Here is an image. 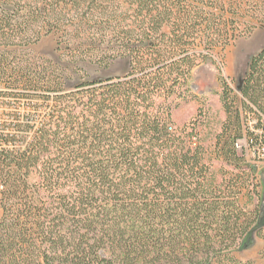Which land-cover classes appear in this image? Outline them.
<instances>
[{
  "label": "trees",
  "instance_id": "1",
  "mask_svg": "<svg viewBox=\"0 0 264 264\" xmlns=\"http://www.w3.org/2000/svg\"><path fill=\"white\" fill-rule=\"evenodd\" d=\"M261 24L264 0H0V264H254L264 48L240 97L220 79L219 111L178 117L193 70ZM67 28L129 71L69 87L16 50Z\"/></svg>",
  "mask_w": 264,
  "mask_h": 264
},
{
  "label": "rangeland",
  "instance_id": "2",
  "mask_svg": "<svg viewBox=\"0 0 264 264\" xmlns=\"http://www.w3.org/2000/svg\"><path fill=\"white\" fill-rule=\"evenodd\" d=\"M78 35L72 29H64L43 37L37 44L28 48L16 49L25 58L30 59L37 69H46L52 73L57 68L63 70L67 86L71 87L80 79L117 77L129 71L126 59L99 63L93 57V48L83 46L77 42ZM264 48V25H259L251 35L241 37L224 50H217L209 60L196 67L191 74V88L200 100L185 106L179 114V120L185 122L194 116L202 106L205 96H210L215 111H219L218 98L214 97L220 92L221 82L226 83L240 97V86L248 72L252 56ZM6 109L0 108V121L4 122ZM221 115L211 116L210 120L217 121ZM222 118V117H221ZM258 171L264 178V163L258 165ZM242 262L264 264V240H256L254 246L248 250L237 253Z\"/></svg>",
  "mask_w": 264,
  "mask_h": 264
},
{
  "label": "built area",
  "instance_id": "3",
  "mask_svg": "<svg viewBox=\"0 0 264 264\" xmlns=\"http://www.w3.org/2000/svg\"><path fill=\"white\" fill-rule=\"evenodd\" d=\"M256 124V120L253 119L250 121V127L251 129L256 133L259 134L261 136H263L262 139H264V131L263 130H254V125ZM250 157L253 158L258 165H260L261 163H264V142H262L260 145H257L255 147H253L250 150Z\"/></svg>",
  "mask_w": 264,
  "mask_h": 264
}]
</instances>
